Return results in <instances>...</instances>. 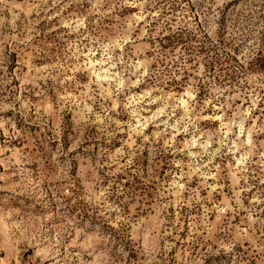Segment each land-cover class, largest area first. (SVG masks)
<instances>
[{
	"label": "rangeland",
	"instance_id": "rangeland-1",
	"mask_svg": "<svg viewBox=\"0 0 264 264\" xmlns=\"http://www.w3.org/2000/svg\"><path fill=\"white\" fill-rule=\"evenodd\" d=\"M0 264H264V0H0Z\"/></svg>",
	"mask_w": 264,
	"mask_h": 264
}]
</instances>
